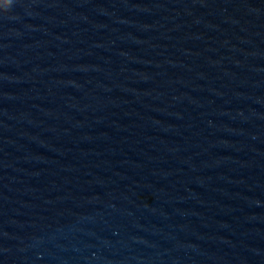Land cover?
I'll return each instance as SVG.
<instances>
[{"label":"water","instance_id":"obj_1","mask_svg":"<svg viewBox=\"0 0 264 264\" xmlns=\"http://www.w3.org/2000/svg\"><path fill=\"white\" fill-rule=\"evenodd\" d=\"M11 3L0 264H264V0Z\"/></svg>","mask_w":264,"mask_h":264},{"label":"clouds","instance_id":"obj_2","mask_svg":"<svg viewBox=\"0 0 264 264\" xmlns=\"http://www.w3.org/2000/svg\"><path fill=\"white\" fill-rule=\"evenodd\" d=\"M12 3H13V0H12ZM12 3H11V5H12ZM10 7H11V6H10ZM10 7H9V8H10ZM9 8H8V9H9ZM8 9H7V10H8ZM7 10H6L5 12H7Z\"/></svg>","mask_w":264,"mask_h":264}]
</instances>
